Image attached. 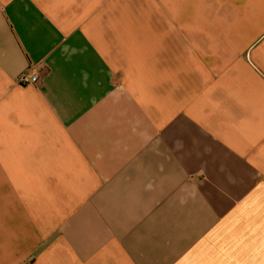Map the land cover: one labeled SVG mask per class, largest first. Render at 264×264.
Masks as SVG:
<instances>
[{
  "label": "crops",
  "instance_id": "1",
  "mask_svg": "<svg viewBox=\"0 0 264 264\" xmlns=\"http://www.w3.org/2000/svg\"><path fill=\"white\" fill-rule=\"evenodd\" d=\"M0 264H264V0H0Z\"/></svg>",
  "mask_w": 264,
  "mask_h": 264
},
{
  "label": "built area",
  "instance_id": "2",
  "mask_svg": "<svg viewBox=\"0 0 264 264\" xmlns=\"http://www.w3.org/2000/svg\"><path fill=\"white\" fill-rule=\"evenodd\" d=\"M39 80L40 78L37 74L31 75L29 72H24L18 77V84L23 86L36 85Z\"/></svg>",
  "mask_w": 264,
  "mask_h": 264
}]
</instances>
